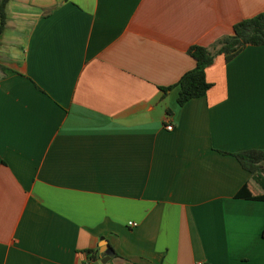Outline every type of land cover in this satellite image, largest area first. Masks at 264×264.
Returning a JSON list of instances; mask_svg holds the SVG:
<instances>
[{"label":"crops","instance_id":"0c3cea01","mask_svg":"<svg viewBox=\"0 0 264 264\" xmlns=\"http://www.w3.org/2000/svg\"><path fill=\"white\" fill-rule=\"evenodd\" d=\"M264 0H9L0 37V264H264V45L191 46ZM172 87L170 90L163 89ZM173 126L171 131L165 128ZM128 223L137 224L131 227ZM114 253L112 256L111 254Z\"/></svg>","mask_w":264,"mask_h":264},{"label":"trees","instance_id":"16d2710c","mask_svg":"<svg viewBox=\"0 0 264 264\" xmlns=\"http://www.w3.org/2000/svg\"><path fill=\"white\" fill-rule=\"evenodd\" d=\"M9 0H0V37L6 25V6ZM264 45V12L251 18L244 19L232 27V34L224 36L208 48L204 46H191L187 53L194 61V67L185 72L174 85L178 88L176 102L178 106L184 105L191 99L205 96L211 84L207 82L205 70L209 67L215 56L221 55L225 62H229L247 46ZM168 87L162 90H170ZM242 169L250 174L261 171L264 165V150H248L233 154ZM237 198L264 201V194L254 192L252 185L248 182L236 194ZM264 237V231L262 233ZM91 255L93 252L88 251Z\"/></svg>","mask_w":264,"mask_h":264},{"label":"built area","instance_id":"2783aa9c","mask_svg":"<svg viewBox=\"0 0 264 264\" xmlns=\"http://www.w3.org/2000/svg\"><path fill=\"white\" fill-rule=\"evenodd\" d=\"M165 129L167 131H171L173 129V126L171 124H168ZM128 225L131 226V227H136L137 224H135V223H128ZM92 260H93L92 256L89 255V254H87V262H86V264H91L92 263Z\"/></svg>","mask_w":264,"mask_h":264},{"label":"water","instance_id":"95a60500","mask_svg":"<svg viewBox=\"0 0 264 264\" xmlns=\"http://www.w3.org/2000/svg\"><path fill=\"white\" fill-rule=\"evenodd\" d=\"M114 253L111 254V256L113 255Z\"/></svg>","mask_w":264,"mask_h":264}]
</instances>
